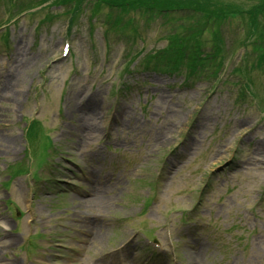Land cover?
<instances>
[{
	"label": "rangeland",
	"instance_id": "obj_1",
	"mask_svg": "<svg viewBox=\"0 0 264 264\" xmlns=\"http://www.w3.org/2000/svg\"><path fill=\"white\" fill-rule=\"evenodd\" d=\"M7 1L0 0V19L7 11L14 19L0 28V182L18 179L0 187V264H101L112 255L111 264H224L229 252L210 242L201 255L185 246L173 261L183 236L177 216L196 199L199 207L190 214H198L197 223L211 212L223 228L232 222L240 227L241 220L256 234L252 241L243 236L226 264H264V114L244 88L245 80L253 82L264 98V60L243 81L234 76L245 51L250 62L256 59L247 12L259 0H181L228 10L218 35L227 51H235L220 73L222 88L205 93L201 79L183 82L189 79L183 70L177 76L140 69L168 39L190 31L186 25H197L190 10L164 18L135 14L133 23L115 10L114 30L105 31L111 27L104 24L108 9L84 0V16L79 13L67 31L63 7L50 9L54 19L45 22L41 13L18 15L37 0ZM123 24L129 33L120 31ZM236 148L232 166L197 198L205 177L230 161ZM48 153L64 183L35 192L36 175L49 171ZM13 165L15 171H7ZM252 168L258 170L245 177L242 190L230 192L217 208L207 207L220 184L228 188V181ZM35 234L44 238L28 247L27 258L20 247ZM247 246L241 258L237 249ZM156 253L158 260H150Z\"/></svg>",
	"mask_w": 264,
	"mask_h": 264
},
{
	"label": "trees",
	"instance_id": "obj_2",
	"mask_svg": "<svg viewBox=\"0 0 264 264\" xmlns=\"http://www.w3.org/2000/svg\"><path fill=\"white\" fill-rule=\"evenodd\" d=\"M115 1V0H114ZM145 1H147V3H152V4H154L155 6H158L157 5V0H145ZM116 3H118V4H120L119 2H117V1H115ZM190 6V4H188V5H183V6H180V7H183V9H188V8H190L189 7ZM166 8H173V5H169V6H167ZM176 8H179V7H176Z\"/></svg>",
	"mask_w": 264,
	"mask_h": 264
},
{
	"label": "bare ground",
	"instance_id": "obj_3",
	"mask_svg": "<svg viewBox=\"0 0 264 264\" xmlns=\"http://www.w3.org/2000/svg\"><path fill=\"white\" fill-rule=\"evenodd\" d=\"M11 242H13V240H11Z\"/></svg>",
	"mask_w": 264,
	"mask_h": 264
}]
</instances>
